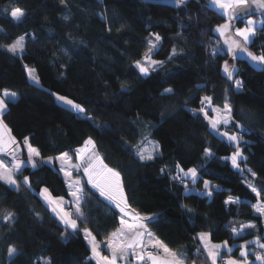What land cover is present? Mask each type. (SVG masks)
<instances>
[{
    "label": "trees",
    "instance_id": "obj_1",
    "mask_svg": "<svg viewBox=\"0 0 264 264\" xmlns=\"http://www.w3.org/2000/svg\"><path fill=\"white\" fill-rule=\"evenodd\" d=\"M208 3L189 0L177 8L161 0H0V45L27 34L23 55L0 46V90L18 94L15 102H6L3 120L21 142L20 148L27 136L42 157L74 155L73 150L92 137L104 162L121 173L131 207L141 215L160 214L147 227L195 264H211L202 250L196 253L200 242L193 237L198 232H211L214 242L234 243L257 235L264 241V216L252 207L264 202V65H256L246 54L233 59L214 31L227 22L226 16ZM15 7L26 12L20 21L10 15ZM250 17L264 20L258 14L243 19ZM231 23L244 26L237 20ZM150 33L163 38L155 57L164 63L142 76L134 62L147 51ZM246 45L249 52L264 54V29L258 28ZM213 47L222 51L213 55ZM225 60L237 69L233 80L243 81L240 91L222 71ZM27 66L36 70L40 85L29 79ZM166 88L174 94L162 96ZM53 93L75 100L84 111L61 104ZM205 95L221 108L227 95L234 119L243 129L235 123L219 129L242 135L248 142L240 144L247 157L240 166L251 169L255 177L224 159L235 146L214 131L203 114L189 111L199 109ZM213 115L209 110L208 116ZM144 137L159 142L162 155L155 160L144 162L136 155L134 146ZM206 148L214 155L206 156ZM177 163L185 170H199L202 179L195 185L185 180L198 192L185 194L184 184L172 179ZM58 168H24L16 175L19 191L0 181V264H43L48 258L52 264H97L90 259L83 232L65 233L38 195L48 187L53 195L70 196ZM23 176L29 177L31 188ZM204 180L213 186L211 198L201 194ZM249 185L258 189L259 197ZM82 186L87 222L79 220L80 229L90 228L104 242L123 214L84 179ZM229 196L242 203L225 205ZM8 211L15 214L13 221L3 220ZM248 222L257 228L233 236L232 227L239 229ZM9 246L18 249L13 257L8 256Z\"/></svg>",
    "mask_w": 264,
    "mask_h": 264
},
{
    "label": "snow or ice",
    "instance_id": "obj_2",
    "mask_svg": "<svg viewBox=\"0 0 264 264\" xmlns=\"http://www.w3.org/2000/svg\"><path fill=\"white\" fill-rule=\"evenodd\" d=\"M171 2L179 8L181 6H186L189 3V0H171ZM61 3H65V0H61ZM207 6L218 9L226 16L227 22L217 25L214 31L218 32L221 36L226 37L224 43L227 45V52L233 57V59L238 55L246 54L253 62L264 65V54L255 55L244 47L245 44L254 40L258 28L264 29V20L256 21L253 19H243L245 16L249 15V10L253 6L264 14V0H209ZM10 15L14 20L20 21L25 17L26 12L20 7H15L10 12ZM232 20L241 21L244 26L234 27L231 23ZM233 33L240 39L233 38ZM25 35L18 36L11 44L0 46L5 47L13 54L23 55L25 51ZM162 39L163 38L158 33H150V38L146 41L148 48L142 57L144 63H142L141 60H136L134 62L140 73L148 75L150 74V66L159 67L164 63L163 61L152 59V55L158 51L157 44ZM241 41H243V43ZM220 51H222V49L215 47L211 48V53L213 55H216ZM176 53L177 50L173 48L172 55L174 56ZM171 59L172 56H169V60ZM222 71L226 78L234 83L236 90L240 91L243 87V81L238 79L233 80L234 74L237 72L235 65H230L229 61L225 60L222 66ZM28 76L34 84H39V77L35 74L33 69H28ZM121 87L124 88L126 85L122 84ZM165 94H174L173 89H164L161 95L163 96ZM53 95L72 110H75L76 112L84 111L83 106L76 103L75 100L70 99L67 96H61L58 93H53ZM17 96L18 94L14 91L8 89L0 90V153H6L11 157L13 162V167L9 168L4 164L3 160L0 159V181L9 186L15 187L16 190L19 191V185L15 177L17 174H22L24 168L31 167L36 169L44 165L54 167V161H58V171L63 173L72 199L70 201H65L64 196L53 195L48 187H43L38 195L44 199L50 211L64 227L65 233L71 232L75 234L79 231L83 232L87 243L91 247L92 255L90 259H95L97 264H118L120 259H123L130 264V257L131 260L136 262V264H186L184 259H181L175 251L165 245L162 240L156 237L148 229L147 224L158 220L160 214L154 213L151 215H141L134 212L128 201L121 173L115 168L109 167L108 164L104 162V157L98 152L96 141L92 137H88L80 147L73 150V154L78 160V163L76 164L71 163L73 157L70 156L68 152H62L56 157H42L40 150L30 143V138L27 136L24 137L23 140V144L27 148V160L18 159V153L21 151V142L17 141L14 136L10 135L11 129L8 128L3 120L4 114L8 111L6 98L9 102H15ZM222 103V108L219 106H213V97L205 95L200 99L201 107L199 109H189V111H191L193 115L203 114L213 130H218L221 125L229 126L233 123L242 130L243 126L240 125L239 121H235L234 119L233 108L229 103L227 95H225V99ZM209 110L215 113L214 117L208 116ZM89 119L91 118L89 117ZM221 135L236 148L230 157H224V159H230L232 166L238 171H248L253 177H255L256 173L252 172L251 169H242L240 166V162L247 159L240 148V144L241 142H248L244 141L243 136L237 133L229 134L228 132H223ZM134 147L137 157L144 162L155 160L157 156L162 155L159 142L148 141L147 137H144L140 144L135 145ZM204 153L206 156L214 155L210 148H206ZM37 159H39V163L37 162ZM175 169L177 174L176 176H173L172 179H179L180 182L184 184L185 194L199 191L194 187L189 188L187 183H185V180H190L191 183L195 185L198 180L202 179V176L199 174V170L196 167H190L185 170L179 163H177ZM73 171L77 173L82 172L86 178L85 182L91 184L92 188L96 189L101 197H104L123 214L120 217V227L110 234L107 243V248L111 252L110 256L102 254L100 244L96 242V238L92 234L91 229L87 227L80 229L78 225V220L82 223L87 222L85 214L81 208V203L84 201L85 197L81 181L72 179ZM161 171L164 172V169H161ZM22 180L29 188H31L29 177L23 176ZM203 184L205 191L201 194L211 198L213 187L211 181L204 180ZM214 187L219 188V186ZM249 187L257 197L260 196V192L256 187L251 185H249ZM239 203H242V201L238 198H233L232 196H229L224 201L225 205ZM65 204H74V213L67 211ZM181 207L188 212L192 211L187 205H181ZM252 207L257 213L264 216V202H258L257 204L252 205ZM74 214L77 217L76 219H73ZM37 215H39V213H37ZM125 216L131 218L132 222L129 223L125 219ZM2 218L4 221H13L15 219V214L8 211ZM256 228V224L249 222L247 224H241L239 229L232 227L230 231L233 236L240 237L244 234L245 230ZM62 237L65 239L67 238L65 234H62ZM193 239L201 242V248L196 249V253L200 254L202 249L211 264H217L218 260H220L222 264H256V262L264 264V243L261 242V237L259 235H257L253 241L246 240L243 244L239 245L240 259L232 258L230 255L225 258V256L222 255V252L230 254L233 251V248L228 246L227 240L220 243L212 242L211 232H198ZM250 244L257 245L262 251L250 250L248 247ZM17 252L18 249L15 246H9V257L15 256ZM250 255L254 256V260L248 259ZM43 264H52L51 258L44 260Z\"/></svg>",
    "mask_w": 264,
    "mask_h": 264
},
{
    "label": "rangeland",
    "instance_id": "obj_3",
    "mask_svg": "<svg viewBox=\"0 0 264 264\" xmlns=\"http://www.w3.org/2000/svg\"><path fill=\"white\" fill-rule=\"evenodd\" d=\"M161 1H167V2H170V3H172L171 2V0H161ZM219 12H221V11H219ZM247 19H253V20H256V21H261L260 20V18L259 17H250V18H247ZM246 19V20H247ZM234 27H238V26H234ZM150 38V37H149ZM160 42V41H159ZM159 42H158V44H159ZM249 44V43H248ZM158 46V45H157ZM156 53V52H155ZM155 53L152 55V59L153 60H157V61H162V60H160V59H158V58H156L155 57ZM141 60V62L142 63H144V61L142 60V59H140ZM254 63H256V65H260L259 63H257V62H254ZM134 67L136 68V66H135V63H134ZM158 67H151L150 66V73L152 72V71H154L155 69H157ZM28 69H33L34 70V72H35V74L37 75V73H36V70L34 69V68H32V67H30V66H27L26 67V70H27V74H28ZM137 70H138V72L140 73V71H139V69L138 68H136ZM142 76H147V75H144V74H142V73H140ZM149 75V74H148ZM29 77V76H28ZM30 79V78H29ZM31 80V79H30ZM38 85H40V80H39V84ZM58 100V99H57ZM8 101V99L6 98V102ZM59 101V100H58ZM61 104H63V105H65L63 102H61V101H59ZM66 106V105H65ZM68 107V106H67ZM215 116V113H214V115L213 116H210V117H214ZM214 131H216L219 135H221V133H223L224 131H222L221 129H219L218 128V130H214ZM229 133V132H228ZM229 134H233V133H229ZM222 136V135H221ZM223 137V136H222ZM6 139H7V136H6ZM148 141H153V140H148ZM241 148V147H240ZM22 150H23V153L21 154V155H19L18 156V159H23V160H27V148H26V146L23 144V146H22ZM242 150V149H241ZM244 154V153H243ZM70 156H72L73 158H72V161H71V163H73V164H76V163H78V160H77V158L74 156V155H71V154H69ZM245 156V155H244ZM0 159H2L3 160V162H4V164L5 165H7V167H9V168H12L13 167V162H12V160H11V157H9L6 153H0ZM37 162L39 163V159H37ZM54 165H55V167L57 166V167H59V162L58 161H54ZM187 170V169H186ZM15 179L17 180V178L15 177ZM72 179L73 180H80L81 181V184H82V180L84 179V180H86V178L84 177V175H83V173L81 172V173H77V172H75V171H73V175H72ZM18 183V182H17ZM91 185V184H90ZM13 187V186H12ZM15 188V187H14ZM40 196V195H39ZM41 197V196H40ZM42 198V197H41ZM65 198V201H70L71 199H72V197L71 196H69V197H64ZM43 199V198H42ZM43 201H44V199H43ZM258 203V202H257ZM256 203V204H257ZM83 205H84V201H82V203H81V208H82V210H83ZM65 208H66V210L67 211H71V212H73L74 213V211H75V205L74 204H65ZM127 217V216H126ZM77 217L75 216V214L73 215V219H76ZM129 218V217H128ZM78 225H79V227H80V224H79V221H78ZM120 225V224H119ZM90 229V228H89ZM246 231V230H245ZM91 232H92V230H91ZM245 233V232H244ZM92 234L94 235V233L92 232ZM95 236V235H94ZM96 238V237H95ZM96 242H97V239H96ZM89 245V244H88ZM90 246V245H89ZM91 248V247H90ZM105 256H107V247L105 246ZM92 255V254H91ZM111 255V254H110ZM95 260V259H94ZM96 261V260H95ZM118 264H129L128 262H126V261H124V260H119L118 261ZM131 264V263H130Z\"/></svg>",
    "mask_w": 264,
    "mask_h": 264
},
{
    "label": "crops",
    "instance_id": "obj_4",
    "mask_svg": "<svg viewBox=\"0 0 264 264\" xmlns=\"http://www.w3.org/2000/svg\"><path fill=\"white\" fill-rule=\"evenodd\" d=\"M216 9V8H215ZM216 10H218V9H216ZM219 11V10H218ZM239 38V37H238ZM18 97V96H17ZM10 135L11 136H13L11 133H10ZM21 149V151L18 153V156L19 155H21L22 153H23V150H22V148H20ZM59 156V155H58ZM18 158V157H17ZM84 194V193H83ZM133 209V208H132ZM134 210V209H133ZM134 212H136V213H138L137 211H135L134 210ZM125 219L129 222V223H131L132 222V220H131V218H128V217H126L125 216ZM79 221V220H78ZM249 223V222H248ZM251 223H253V222H251ZM245 224H247V223H245ZM120 227V225L118 226V228ZM149 229V228H148ZM150 230V229H149ZM155 236H156V234L152 231V230H150ZM157 237V236H156ZM255 237L256 236H252V237H249L248 239H245V240H243V241H238V242H234V243H231V242H228V246L229 247H232L233 248V251L230 253V254H228V253H224V252H222V255H224V256H231L232 258H236V259H240L241 257H240V248H239V245H241V244H243L244 243V241H253L254 239H255ZM262 237H264V233H263V236ZM110 238V237H109ZM109 238L108 239H106L104 242H100L97 238V243H99L100 244V250H101V252H102V254L104 255L105 254V246L107 247V243H108V240H109ZM161 240V239H160ZM200 242V241H199ZM212 242H214V241H212ZM261 242L262 243H264V241L261 239ZM214 243H220V242H214ZM165 244V243H164ZM166 245V244H165ZM199 247L201 248V242H200V245H199ZM249 249L250 250H252V251H262L261 249H259V247L257 246V245H255V244H250L249 246ZM170 248V247H169ZM171 249V248H170ZM237 249V252L236 253H234L235 252V250ZM202 250V249H201ZM174 251V250H173ZM203 251V250H202ZM176 252V251H175ZM177 253V252H176ZM110 254H111V252H110V250L107 248V256H110ZM177 255L181 258V259H184L182 256H180L179 255V253H177ZM248 259L249 260H254V256H252V255H250L249 257H248ZM121 260H123V259H121ZM185 260V259H184ZM185 262H186V264H193V262H187L186 260H185ZM129 263V262H128ZM130 263L131 264H136V262L134 261V260H131V257H130ZM195 264V263H194ZM217 264H222V262L220 261V260H218L217 261ZM256 264H259V262H256Z\"/></svg>",
    "mask_w": 264,
    "mask_h": 264
},
{
    "label": "water",
    "instance_id": "obj_5",
    "mask_svg": "<svg viewBox=\"0 0 264 264\" xmlns=\"http://www.w3.org/2000/svg\"><path fill=\"white\" fill-rule=\"evenodd\" d=\"M253 14H258V15H262V16H264V14H262V12H261L260 10H258L255 6H253V7L249 10V15H253ZM233 38H235V39H240V38L236 37V36L234 35V33H233ZM222 39H223V43H224L226 37L222 36ZM241 42L243 43V41H241ZM224 46H225V48L227 49V45H226L225 43H224ZM244 47L247 48V45L245 44Z\"/></svg>",
    "mask_w": 264,
    "mask_h": 264
},
{
    "label": "built area",
    "instance_id": "obj_6",
    "mask_svg": "<svg viewBox=\"0 0 264 264\" xmlns=\"http://www.w3.org/2000/svg\"><path fill=\"white\" fill-rule=\"evenodd\" d=\"M225 258H227V257L225 256Z\"/></svg>",
    "mask_w": 264,
    "mask_h": 264
}]
</instances>
